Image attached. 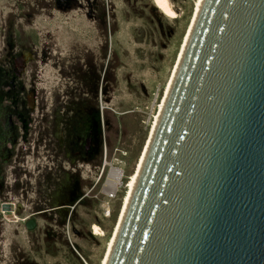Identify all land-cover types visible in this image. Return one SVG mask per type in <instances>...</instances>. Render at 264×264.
I'll return each instance as SVG.
<instances>
[{"label":"rangeland","instance_id":"obj_1","mask_svg":"<svg viewBox=\"0 0 264 264\" xmlns=\"http://www.w3.org/2000/svg\"><path fill=\"white\" fill-rule=\"evenodd\" d=\"M169 1L175 16L159 0H0V119L24 97L37 126L21 142L27 153L0 158V186H9L0 190V264L105 263L201 4ZM85 109L97 113L100 151L56 171L33 151L36 130ZM63 180L66 202L54 198Z\"/></svg>","mask_w":264,"mask_h":264},{"label":"water","instance_id":"obj_2","mask_svg":"<svg viewBox=\"0 0 264 264\" xmlns=\"http://www.w3.org/2000/svg\"><path fill=\"white\" fill-rule=\"evenodd\" d=\"M107 264H264V0H203Z\"/></svg>","mask_w":264,"mask_h":264},{"label":"flooded vegetation","instance_id":"obj_3","mask_svg":"<svg viewBox=\"0 0 264 264\" xmlns=\"http://www.w3.org/2000/svg\"><path fill=\"white\" fill-rule=\"evenodd\" d=\"M64 1V5L70 6L69 1L72 0ZM2 75H4V73H2ZM2 79L3 77L0 78L1 82ZM16 106V108L14 107L8 112L6 118L2 117L0 119V158L5 159L3 162L4 164L7 162L13 163L17 156L20 157L23 156V153H27V150L22 151V141H30L31 135H33V133L29 135L31 127L33 129L32 132L37 129V126H31L33 119L29 117V112L27 113V109L24 108V97L19 101L17 99ZM4 109L0 108L1 111H4ZM68 111H61V114L55 116L51 123L45 126V128L39 129V131L36 130L37 138L34 142L35 149H33V151H35L36 154L43 152L46 156H51L55 162L56 171H60V169L65 171L64 163L70 164L76 160H86L88 155L100 151L101 137L98 130L97 113H94L91 109H85V112H81L77 116L78 118H76L75 114H73V117H69ZM76 111H80V109ZM21 115L23 119H17V116L21 117ZM7 119L8 123L2 124V121L7 122ZM18 122H20V124ZM8 127H10V129ZM7 142L8 144H6ZM41 148L42 152L40 151ZM27 149H30V147ZM28 152L32 151L29 150ZM11 159L13 160L11 161ZM49 170L51 171L52 168L49 167ZM6 174L7 173L4 171L2 175L3 181H0V184L4 183V179L7 178ZM68 185V180H63L61 184L58 185V190L54 192V198H56L57 201H69L71 192ZM8 187L9 186L2 185L0 186V190L3 191L1 188L9 190Z\"/></svg>","mask_w":264,"mask_h":264},{"label":"bare ground","instance_id":"obj_4","mask_svg":"<svg viewBox=\"0 0 264 264\" xmlns=\"http://www.w3.org/2000/svg\"><path fill=\"white\" fill-rule=\"evenodd\" d=\"M159 1H160V6H161V9L163 10V12H165L167 15H170V16H175V15H176L175 12H174V10H173V8H172V5H171V3H170L169 0H159ZM200 3H201V4H200V6H199V8H198V11H197L196 14H195V17H194V20H193V24H192V27H191V29H190L189 35H188V37H187V40H186V43H185L184 49H183V51H182V54H180L181 56H180V58H179V61H178V64H177L176 70H175L174 75H173V78H172V80H171V82H170V84H169V87H168L167 91H166V95H165L164 101H163V103L160 104V106H159V111H158V114L156 115V123H155L154 129H153V132H152V135H151L150 141H149V143H148V145H147V147H146V150H145L144 153H143L142 159H141V161H140V166H139V169H138V171H137V174H134V175L132 176L131 180H130V181L128 182V184H127V192H128L127 196H128V198H127V201H126V205H125L124 210H123V212H122V214H121L120 221H119V223H118V226H117L116 231H115V234H114V238L111 240V242H110V244H109V248H108V251H107L106 260H105V263H104V264H107L108 259H109V256H110V254H111V251H112L113 246H114V244H115L116 237H117V234H118V231H119V228H120V225H121V222H122L123 216H124V214H125V212H126V209H127V207H128L129 201H130V199H131V196H132L133 190H134V188H135V185H136V182H137V179H138V176H139V173H140L141 167H142V165H143V162H144V159H145V156H146V153H147L148 147H149V145H150V142H151V139H152V136H153L154 130L156 129V126H157V124H158V122H159V119H160L161 113H162V111H163V108H164V106H165L166 100H167V98H168V95H169V92H170V89H171V86H172V84H173V80H174V78H175L176 72H177V70H178L179 64H180V62H181V59H182L183 53H184L185 48H186V45H187V42H188V40H189V37H190L191 31H192L193 25H194V23H195V21H196V18H197V16H198V13H199V11H200V9H201V6H202V4H203V0H201ZM108 175H109V174H108ZM117 176H119L118 173H117L116 177H117ZM107 179H108V178H107ZM114 179H115V177H114ZM118 179H119V178H118ZM113 182H114V181H113ZM114 184H115V187H114L113 189H116V185H117L116 182H115ZM106 186H107V185H106ZM108 190H109V191H115V190H112V189H109V188H108ZM92 232H93L94 234H96V235H100V234H102V230H101L97 225H95V224L92 225Z\"/></svg>","mask_w":264,"mask_h":264},{"label":"built area","instance_id":"obj_5","mask_svg":"<svg viewBox=\"0 0 264 264\" xmlns=\"http://www.w3.org/2000/svg\"><path fill=\"white\" fill-rule=\"evenodd\" d=\"M115 193V192H114ZM114 193H111L110 195L112 196Z\"/></svg>","mask_w":264,"mask_h":264}]
</instances>
